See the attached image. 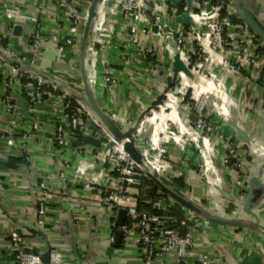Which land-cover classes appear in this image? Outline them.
Here are the masks:
<instances>
[{
    "label": "crops",
    "instance_id": "1",
    "mask_svg": "<svg viewBox=\"0 0 264 264\" xmlns=\"http://www.w3.org/2000/svg\"><path fill=\"white\" fill-rule=\"evenodd\" d=\"M73 1L83 11L90 2ZM248 1L255 4L264 23V0ZM4 4L36 17L37 21L24 24L21 33L12 34L11 21L3 13ZM167 7L164 2L158 11L169 30L186 29L188 25L175 20L186 10V1L181 13L175 12L176 7L168 12ZM71 27L60 0H0V37L7 41L4 47L0 46L4 59L0 61V129L8 125L7 103L15 106L18 118L13 143H8L0 131V264H18L9 238L13 229L20 232L26 251L37 254L48 249L59 251L62 256L59 264H142L135 231L126 238L122 235L115 245L111 207L78 178L79 160L94 158L105 140L89 137L99 141V145L86 144L83 153L71 143L58 145L53 130L60 120L52 106L46 101L31 103L30 92L24 86L2 83L15 65L13 61H19L28 74L80 89L77 61L80 33H74ZM145 27L140 40L135 42L129 32V20L120 10V0H103L98 5L86 59L87 75L97 102L123 130L136 125L133 132L136 147L162 180L167 181L164 173L172 180H180V187L168 181L180 195L207 214L247 224H216L182 207L193 237L184 264H197L203 254L209 257L210 264H264V197L246 211L247 192L236 185L237 179L248 176L264 181V164L259 163L255 154V151L264 153V63L249 62L241 70H229L223 65V51L218 50L209 53V60L201 65L202 74L200 69L193 73L195 43L190 42L185 47L187 59L183 61L191 74L176 72L172 65L179 52L175 36L160 33L150 22ZM36 33L38 43L34 45ZM195 36L202 43L208 42L202 27L195 29ZM241 48L232 45L229 60ZM188 60L192 61L190 65ZM107 76L113 79V84H109ZM170 91L175 96H169ZM158 96H163L156 104L158 109L145 113ZM202 96L205 113L211 114L216 123L214 133H206L191 123L193 106ZM85 112L91 117L88 130H97L102 123L88 109ZM35 121L38 128H33ZM236 124L249 142L238 134ZM64 131L68 134L70 129L65 126ZM218 134L232 136L242 164L240 169L232 161L228 165L223 163L227 151ZM13 156L23 159L19 168L6 166ZM104 165L102 182L109 185L115 174L108 165L96 162L94 171ZM41 182L46 185L48 197L45 214L38 217ZM138 184L139 180L131 185L135 197ZM158 200L159 208L153 207L159 210L176 204L170 197L155 201ZM177 263L170 255L154 261V264Z\"/></svg>",
    "mask_w": 264,
    "mask_h": 264
},
{
    "label": "built area",
    "instance_id": "2",
    "mask_svg": "<svg viewBox=\"0 0 264 264\" xmlns=\"http://www.w3.org/2000/svg\"><path fill=\"white\" fill-rule=\"evenodd\" d=\"M168 3L171 7L177 6L178 0H120V10L129 20V32L131 39L135 42L140 40V36L145 32L146 23L150 22L156 26L160 33L171 34L175 36L176 44L179 48V55L182 60L185 57V47L190 42H194L196 47L192 50V56L196 61L193 73H197L201 65L209 60V53H217L222 50L223 65L229 70H241L246 63L251 62L254 65L264 63V41L257 37L250 28L243 24L235 26L230 16L236 14L235 9L229 0L219 2L215 0H190L189 15L193 18V23L188 25L186 29L178 27L169 30L167 21L163 19L162 14L158 11V7L163 3ZM60 6L63 7L69 16L70 26L74 33H81V29L85 20V11L81 10L73 0H60ZM223 7L225 15L220 16L218 8ZM4 15L11 21V29L15 25L23 27L24 24L35 23L36 17L19 11L18 9L4 4ZM143 24L144 26H142ZM202 27L208 35V42L202 43L195 36V29ZM71 43L70 39L66 40ZM38 35L35 34L33 44L37 45ZM232 45L242 46L241 51L234 55V59L229 60V52ZM9 48H7V51ZM13 56L15 53L11 52ZM231 54V53H230ZM192 57V58H193ZM191 58V60H192ZM187 61L190 65L192 61ZM0 61L4 59L0 55ZM193 67V66H192ZM23 78L29 79L30 84L24 86L30 92L31 103H39L46 101L52 106L55 113L59 117L56 123L53 135L58 145L70 144V136L74 132H78L86 137H100L105 140L100 146L99 151L91 160L82 158L79 160L80 180H83L84 186L90 191H94V196L98 197L102 203L109 205L112 210L111 224L115 226V221L119 210H125V218L130 220L129 223L123 224L120 229L125 238L135 231L137 245L142 255V264H154L155 259L165 255L173 256L179 262L184 260L192 245V231L189 220L185 217L179 221V225L183 228L181 233L178 228L170 226V220L153 213L140 211L135 205L136 197L131 190V185L136 184L141 173L131 160L129 155L124 151L122 142H114L113 145L105 149L106 143L111 139L110 134L100 125L97 130H88V121L90 116L85 112V103L75 97L71 89L52 82L47 78L38 74H28L15 64L11 66L10 73L3 79L2 83L14 86L20 85ZM181 78V76H180ZM109 84H113V79L106 77ZM174 95L170 91L169 96ZM175 96V95H174ZM74 98V100L72 99ZM178 98V97H177ZM180 98V96H179ZM50 99L51 102H50ZM74 103V105H73ZM205 99L204 96L193 106V113L196 116L194 124L196 127L204 129L206 133H214L216 131V123L210 120L206 124L205 119ZM15 106L7 103V112H9L8 125L4 129H0L8 143H13V133L17 125V115H15ZM83 113L85 116L83 117ZM91 121V120H90ZM38 121L33 123V128H38ZM68 127L70 132L67 134L64 127ZM218 139L223 143L227 153L223 156V163L228 165L231 161L237 169L241 168L240 156L237 155L235 146L232 143V136L217 135ZM86 144L77 146L80 153L84 152ZM157 150V149H156ZM259 157V163L263 162V153L255 151ZM96 162H102L116 171L112 183L107 185L102 182V178L106 171V166H101L98 171L95 170ZM203 167V166H202ZM203 170V169H202ZM91 173H90V172ZM167 181H171L172 177L168 173H164ZM77 178V179H78ZM250 177L244 180L237 179L236 185L246 191L249 189ZM1 189V186H0ZM48 197L46 185L41 182L38 191V210L37 216L45 214V201ZM160 201H155L152 205L159 208ZM39 221V219H38ZM10 243L15 252V259L18 264H43L40 254L26 251L22 248V237L17 229H13L9 235ZM61 253L55 249L50 250L49 264H59L61 262ZM197 264H210L209 257L203 254Z\"/></svg>",
    "mask_w": 264,
    "mask_h": 264
},
{
    "label": "water",
    "instance_id": "3",
    "mask_svg": "<svg viewBox=\"0 0 264 264\" xmlns=\"http://www.w3.org/2000/svg\"><path fill=\"white\" fill-rule=\"evenodd\" d=\"M103 0H90L87 9L85 10V20L81 29V33L79 36V44L77 51V61H78V79L80 82V89H72L71 87L65 86L66 88L71 89L73 95L79 99H81L85 103L86 109L91 111L102 123L104 128L108 131L111 136V139L106 143L105 149L111 147L114 142H122L124 151L129 155L131 160L134 162L138 169H143L145 175L150 178L163 192H165L175 203L180 204L182 207L191 211L195 214H201L205 217L206 220L220 224V225H239V226H247V224H242V222L228 220V219H220L214 217L213 215L205 213L201 208L192 203L190 200L186 199L182 195H180L175 189H173L171 184L168 181L162 180L156 172H154L148 165L145 157L142 152L136 147L134 143L133 132L136 129V125L130 127L127 131L123 130L120 125L116 122V120L105 111L97 102L93 88L91 86L90 80L87 75L86 69V59L88 49L91 44V37L94 26V19L97 14L98 5ZM186 1V10L175 17V20L181 25L186 24L190 25L193 23V18L189 15L190 8V0ZM233 5L236 14L240 17L242 21L250 28V30L261 40L264 41V23L260 20L256 12V6L253 3H250L248 0H229ZM22 27L20 25H15L12 29V34L21 33ZM153 29H157L155 26ZM17 64L20 69L24 70V66L19 61H13ZM172 65L174 67V71L190 75V71L188 67L185 65L184 61L181 59L179 53L175 54L173 58ZM170 81V79H169ZM168 81V86H170V82ZM158 100L153 101L149 108L146 109L145 113L149 110H157L156 104L161 101L163 96H158ZM144 113V114H145ZM142 114V116L144 115ZM140 117V119L142 118ZM139 119V120H140ZM191 123L195 122L196 116L194 113L190 115ZM237 126V124H236ZM238 134L242 137V139L246 142H249V138L245 135V133L236 127ZM264 164V153H263V162ZM264 197V181L258 177H251L249 179V189L246 193V201H245V210L249 211L252 206H254L260 199ZM125 219V210H119L115 226V245H118L119 241L122 237V231L120 227L124 224ZM254 225L259 226L257 223ZM19 232V231H18ZM20 233V232H19ZM50 250L48 249L45 252L40 254V258L43 264H49ZM177 264H184L183 260H180Z\"/></svg>",
    "mask_w": 264,
    "mask_h": 264
},
{
    "label": "trees",
    "instance_id": "4",
    "mask_svg": "<svg viewBox=\"0 0 264 264\" xmlns=\"http://www.w3.org/2000/svg\"><path fill=\"white\" fill-rule=\"evenodd\" d=\"M215 1H219V2H225L227 0H215ZM167 9L168 12H170L173 8L168 4ZM184 5V0H181L179 3H177L176 8L174 9L176 13H181L182 12V8ZM218 13L220 16L225 15V10L223 7L218 8ZM232 23L237 26V25H243L245 24L244 21H242L240 19V17L237 14H233L230 16ZM246 25V24H245ZM7 43L6 38H2L0 37V46H5ZM196 47V45H195ZM30 80L27 78H23L20 81V85L21 86H26L28 84H30ZM74 100V98H72ZM74 105V103H73ZM85 116V113H83V117ZM210 120H212V115L205 113V123L208 124L210 123ZM100 141H102V139L100 138ZM70 143L73 146H78L80 144H87V145H93V146H97L99 145V141H95L93 138H89L86 136L81 135L78 132H74V134L72 136H70ZM24 163L23 159L19 156H13L8 158L6 166L8 168H19L21 166V164ZM111 172H113V174L116 175V171L114 169H111ZM139 172L141 173L140 177H139V184L137 186L138 189V195L136 196V201H135V205L137 207L138 210L140 211H145L148 213H153L159 216H163L167 219H169L170 222V226L171 227H176L178 228V230L183 233V228L179 225V221L184 219L186 217L185 213H184V208H182V206L178 203L174 204L173 207H168L166 210H159L153 207L152 203L155 202V200L157 199H162V200H167L169 198V196L163 192L150 178H148L145 175L144 172V167L143 169H138ZM172 184L174 186L180 187L182 186V183L180 182L179 179H174L172 180ZM172 187V186H171ZM174 189V187H172ZM149 202V203H148ZM130 220L128 218L124 219V223L127 224L129 223Z\"/></svg>",
    "mask_w": 264,
    "mask_h": 264
},
{
    "label": "rangeland",
    "instance_id": "5",
    "mask_svg": "<svg viewBox=\"0 0 264 264\" xmlns=\"http://www.w3.org/2000/svg\"><path fill=\"white\" fill-rule=\"evenodd\" d=\"M199 69H200V68H199ZM199 69H198V70H199ZM199 73L202 74V69H200V72H199ZM198 169H199V171H200V173H201V171H202V169H203V167H202L201 164L199 165Z\"/></svg>",
    "mask_w": 264,
    "mask_h": 264
}]
</instances>
